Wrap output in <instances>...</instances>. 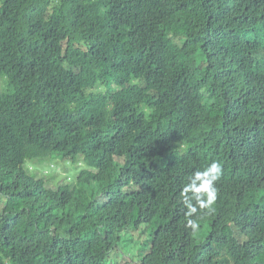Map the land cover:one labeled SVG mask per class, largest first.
Segmentation results:
<instances>
[{
  "label": "trees",
  "instance_id": "1",
  "mask_svg": "<svg viewBox=\"0 0 264 264\" xmlns=\"http://www.w3.org/2000/svg\"><path fill=\"white\" fill-rule=\"evenodd\" d=\"M0 264H264V0H0Z\"/></svg>",
  "mask_w": 264,
  "mask_h": 264
},
{
  "label": "rangeland",
  "instance_id": "2",
  "mask_svg": "<svg viewBox=\"0 0 264 264\" xmlns=\"http://www.w3.org/2000/svg\"><path fill=\"white\" fill-rule=\"evenodd\" d=\"M40 169L44 170L46 174H49L50 177L56 181L62 180L65 176L72 177V175H67L69 171L75 173L76 171L71 168L69 164L57 160L56 162H48L47 164L38 165ZM133 235V236H132ZM125 234L122 237V240L119 244V247L113 251V258L119 260L123 255L132 258L133 261L139 262L140 256L143 254V245L140 241L144 239V236H139L138 232H133V234ZM140 244V245H139ZM117 251V252H116ZM121 252L122 254L118 253Z\"/></svg>",
  "mask_w": 264,
  "mask_h": 264
},
{
  "label": "clouds",
  "instance_id": "3",
  "mask_svg": "<svg viewBox=\"0 0 264 264\" xmlns=\"http://www.w3.org/2000/svg\"><path fill=\"white\" fill-rule=\"evenodd\" d=\"M221 166L219 163L213 162L211 166L202 173H197V178L202 181L196 188L198 193H206L207 199L200 201L202 208H210L216 199V190L213 188V182L219 179ZM198 228V227H197Z\"/></svg>",
  "mask_w": 264,
  "mask_h": 264
}]
</instances>
